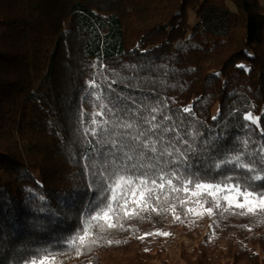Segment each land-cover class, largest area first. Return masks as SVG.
<instances>
[{"label":"trees","instance_id":"trees-1","mask_svg":"<svg viewBox=\"0 0 264 264\" xmlns=\"http://www.w3.org/2000/svg\"><path fill=\"white\" fill-rule=\"evenodd\" d=\"M230 1L235 10L228 0H0V264H26L44 249L55 264H264V213L225 212L222 201L202 231L194 213L211 199L169 189L150 202L156 211L122 217L91 250L77 255L66 243L97 196L83 158L99 139L83 131L100 110L90 81L105 103L131 109L120 120L154 107L155 122L171 117L164 144L187 140L172 147L196 150L187 155L199 179L245 183L243 170L212 165L264 144V0ZM248 112L258 128L241 118Z\"/></svg>","mask_w":264,"mask_h":264},{"label":"snow or ice","instance_id":"snow-or-ice-1","mask_svg":"<svg viewBox=\"0 0 264 264\" xmlns=\"http://www.w3.org/2000/svg\"><path fill=\"white\" fill-rule=\"evenodd\" d=\"M91 89L97 90L95 101L99 102L100 110L92 114L91 127L83 129L85 134L99 137L95 145H91L92 156L83 157L91 161L93 169V183L96 184L97 196L91 203L87 218L82 222L80 231L76 232L66 243L76 250L77 255L83 251L91 250L99 243L98 234L107 229L122 228L121 218L137 217L143 211L150 208L152 201H160V193H164V199L168 198L165 191L184 192L189 197L201 195L210 198L215 208L221 207V201L225 203L224 211L232 209L240 210L239 215H256L264 213V144L255 151H229L222 154V159L213 162L212 167L221 169L231 166L233 170L239 169L244 172V184L239 182V177L228 176L224 180L213 183L199 179L198 173L190 171L192 165L188 162V152L195 153L190 145L184 151L174 148L172 145L178 141L187 145L188 141L180 136H175L168 144H164L162 133L174 131L164 125V121L171 117L164 116L160 122L156 121L155 113L162 111L160 108L148 109L147 115L133 113V119L120 120L121 112L127 114L130 108H120L119 103L108 100L104 102L103 89L95 81L89 82ZM108 90L111 91L109 84ZM122 103V98H118ZM133 105L135 102H132ZM182 111L191 112V108ZM111 112L116 120L102 119ZM248 121L250 126L259 127V117H254L250 112L241 117ZM146 126V127H145ZM140 129L139 131H135ZM264 133V128H260ZM207 143V142H205ZM244 149L248 148V140L241 141ZM161 145V147H157ZM174 153L178 154L174 156ZM164 157H173L171 161L163 160ZM247 157V158H246ZM257 161L262 166L259 170L255 167ZM171 164L168 171L165 166ZM99 169L97 171L96 169ZM183 168L188 174H180ZM235 179V183L232 181ZM180 182V187L176 186ZM255 182L260 184V191L253 190ZM207 202V201H206ZM181 204L186 201L181 200ZM199 203V200H195ZM193 212L192 208L187 209ZM205 211L213 214V207H207ZM202 215L203 213H194ZM180 219V217H176ZM169 235V233H156ZM150 235V234H146ZM143 239V237H140ZM108 243H113L108 241ZM26 264H55V256L48 250H38L36 259H29Z\"/></svg>","mask_w":264,"mask_h":264},{"label":"rangeland","instance_id":"rangeland-1","mask_svg":"<svg viewBox=\"0 0 264 264\" xmlns=\"http://www.w3.org/2000/svg\"><path fill=\"white\" fill-rule=\"evenodd\" d=\"M228 4L231 6V8L233 10H235V6L233 5V3L228 0ZM191 21L195 22V15L192 12L191 13ZM254 117H258L256 114L251 113ZM222 202V201H221ZM207 207H213V214H208L205 209ZM197 213H203L202 215H196V225L203 231V229H206L209 227V225L215 220V207H214V202L210 201L209 203H202L199 208L197 209ZM169 233V235H164L165 238H167L168 236H173L174 231L170 232H166ZM174 239L176 240H181V238L179 236L174 235ZM167 245L169 247V252L170 254H174V255H178L179 253V247L178 244L172 243V241L169 242V240L167 241Z\"/></svg>","mask_w":264,"mask_h":264}]
</instances>
